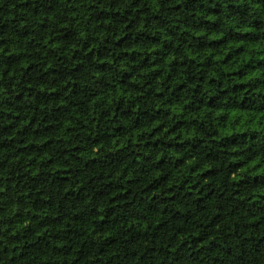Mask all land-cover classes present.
Masks as SVG:
<instances>
[{"label":"clouds","instance_id":"1","mask_svg":"<svg viewBox=\"0 0 264 264\" xmlns=\"http://www.w3.org/2000/svg\"><path fill=\"white\" fill-rule=\"evenodd\" d=\"M0 264H264V0H0Z\"/></svg>","mask_w":264,"mask_h":264}]
</instances>
